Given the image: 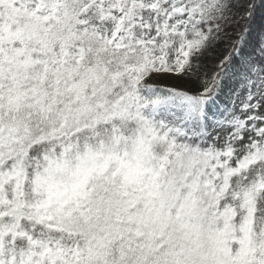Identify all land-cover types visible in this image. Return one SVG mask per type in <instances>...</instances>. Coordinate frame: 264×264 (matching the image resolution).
<instances>
[{"label": "snow or ice", "instance_id": "6c2138e0", "mask_svg": "<svg viewBox=\"0 0 264 264\" xmlns=\"http://www.w3.org/2000/svg\"><path fill=\"white\" fill-rule=\"evenodd\" d=\"M253 7L0 0V264H264ZM169 74L238 101L209 147L145 117Z\"/></svg>", "mask_w": 264, "mask_h": 264}, {"label": "rangeland", "instance_id": "374dc122", "mask_svg": "<svg viewBox=\"0 0 264 264\" xmlns=\"http://www.w3.org/2000/svg\"><path fill=\"white\" fill-rule=\"evenodd\" d=\"M252 1L256 3L261 0ZM254 12L251 21L256 23V26L250 29V33H255L254 38L249 36V46H245L243 50L244 55L247 56H253V53L254 56L258 55L264 45V8L257 13ZM195 83L196 81L176 78L175 75L169 74L151 85L146 91H142V94L145 92L148 100L158 101V103L150 104L154 113L152 122L178 125L177 130L188 125L191 133L199 134L202 139H209L213 142L218 132L222 129L227 130L226 124L233 120L238 101L227 89L226 93L221 91L212 100L193 96L190 92L191 86ZM182 134L184 135L183 130L179 132V136L181 137Z\"/></svg>", "mask_w": 264, "mask_h": 264}, {"label": "trees", "instance_id": "16d2710c", "mask_svg": "<svg viewBox=\"0 0 264 264\" xmlns=\"http://www.w3.org/2000/svg\"><path fill=\"white\" fill-rule=\"evenodd\" d=\"M262 1L263 0L254 3V7L252 8L251 16L248 19L240 21V23L242 25H246V27H247V36H246V40H245V46H249V43H248L249 36H251V37L254 38V34L255 33H253V34L250 33V29L254 28L256 26V23H254L253 21H251V18L255 14L254 11H256V13H257V11H259V10H261V9L264 8V2H262ZM252 2H254V1H252ZM260 36H261V33L258 35L259 40H260ZM263 53H264V49L262 48V49H260L259 54L256 55V56H254V53H253V56L237 55V56L234 57V61L235 62H238V63H241V62H243V61H245V60H247V59L250 58V61L252 60L251 63L258 64V65H263L264 64V56H263ZM199 87H200L199 83L196 82L193 86H191V92H190V94L193 95V96H197V97H201L202 98V96L198 92V88ZM221 91H223L222 93H226L227 90L226 89H223ZM229 92H231V91H229ZM154 94L157 95L156 93H154ZM142 95L145 98L148 96L145 92H143ZM152 97H151V99H152ZM144 111H145L144 112L145 117L147 119H150L151 120V118L153 116V112L151 111L150 105H148V107ZM154 124L156 126H158V127L163 126L166 129H172V130H174V128L171 125H166V124L165 125H160V124H156V123H154ZM183 129L185 130V136H184V138L177 137V134H175L174 131L172 133L173 135H175L176 139L179 140L180 142L189 143L192 147H199L201 149L207 148V147H209L213 143L209 139H205V138L204 139H201L198 134L191 133L190 132V129L188 128L187 125H185ZM180 130H182V128H180Z\"/></svg>", "mask_w": 264, "mask_h": 264}, {"label": "clouds", "instance_id": "9594fccd", "mask_svg": "<svg viewBox=\"0 0 264 264\" xmlns=\"http://www.w3.org/2000/svg\"><path fill=\"white\" fill-rule=\"evenodd\" d=\"M237 207H238V209H239L238 214L242 216V215H243V211H244L243 208H239L238 205H237Z\"/></svg>", "mask_w": 264, "mask_h": 264}]
</instances>
